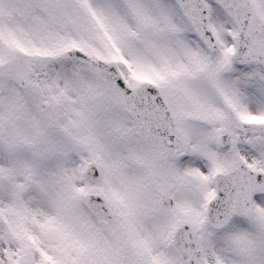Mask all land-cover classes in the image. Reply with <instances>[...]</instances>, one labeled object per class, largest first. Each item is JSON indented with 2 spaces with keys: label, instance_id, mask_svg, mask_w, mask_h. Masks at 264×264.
Returning a JSON list of instances; mask_svg holds the SVG:
<instances>
[{
  "label": "snow or ice",
  "instance_id": "snow-or-ice-1",
  "mask_svg": "<svg viewBox=\"0 0 264 264\" xmlns=\"http://www.w3.org/2000/svg\"><path fill=\"white\" fill-rule=\"evenodd\" d=\"M0 264H264V0H0Z\"/></svg>",
  "mask_w": 264,
  "mask_h": 264
}]
</instances>
